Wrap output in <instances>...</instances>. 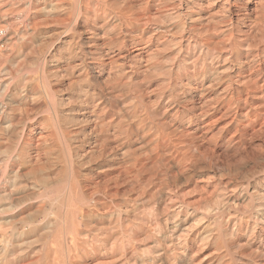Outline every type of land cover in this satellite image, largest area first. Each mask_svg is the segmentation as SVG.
I'll list each match as a JSON object with an SVG mask.
<instances>
[{
  "label": "bare ground",
  "instance_id": "obj_1",
  "mask_svg": "<svg viewBox=\"0 0 264 264\" xmlns=\"http://www.w3.org/2000/svg\"><path fill=\"white\" fill-rule=\"evenodd\" d=\"M73 1L74 15L66 21L67 0H0L9 11L0 8V26H6L0 41L16 48L7 61L14 64L33 49L32 66L41 68L42 83L32 92L46 101L41 97L42 104L28 109L50 105L57 115L54 127L51 116L42 119L45 133L15 128L13 113L21 109L5 92L11 77L0 73V96H6L0 101V140L12 131L15 137L0 142V169L9 171L0 178V219L15 218L26 201L29 209L36 207L28 218L14 220L24 229L13 223V234L0 247V264L24 261L22 246L39 234L45 258L76 250L73 258L80 262L83 253L77 249L87 244L109 257L107 264H135L143 249L144 264H194L192 253L203 244L220 249L210 264H264V249L252 253L250 248L244 259L245 253L232 251L246 237L242 245L252 247L254 234L264 233V0ZM40 14L64 23L52 34L58 41L52 50L66 40L71 47L69 67L77 88L72 96L79 108L73 105L70 115L49 87L50 75L65 67L53 64L63 58L61 52L38 44L45 33L36 21ZM79 119L101 134L88 138L81 151L67 145L73 135L65 128ZM57 129L67 142L61 157L53 149ZM150 162L160 168L152 179ZM202 167L216 172L203 178L197 173ZM151 184L159 186L152 187L153 196ZM213 184L221 188L222 201L211 194L192 201ZM58 191L65 207L59 203L57 214ZM94 216L100 227H93Z\"/></svg>",
  "mask_w": 264,
  "mask_h": 264
},
{
  "label": "rangeland",
  "instance_id": "obj_2",
  "mask_svg": "<svg viewBox=\"0 0 264 264\" xmlns=\"http://www.w3.org/2000/svg\"><path fill=\"white\" fill-rule=\"evenodd\" d=\"M68 1L69 0H67V7L64 9V16L63 17H65V18H67L66 19V21L67 20H69L70 18H72L73 17V15H72V12L70 11V10H72L70 7H71V3H74L75 1H73V0H70L69 2H71V3H68ZM69 4H71V5H69ZM69 5V6H68ZM0 8H2V11H1V13H6V12H9L8 11V9H6L3 5H0ZM31 12V11H30ZM71 12V13H70ZM26 13H27V11H25L24 12V14H22L23 15V19L26 17ZM17 14H19L17 11L14 13V16L15 17H19V15L17 16ZM25 15V16H24ZM39 17H41V18H39ZM45 15L44 14H40L39 16H37V22H40L41 23V28H43V27H45V29H44V31H45V33H44V38H43V36L41 37V39L38 41V42H40V43H38L39 45H43L42 47L44 48V49H46V50H44V51H49V50H52V48H54L56 45H57V43H58V41L56 40V38L55 37H53V32L55 33L56 31H57V29H59V27H60V29L62 28V26L64 25V23H60V24H62V26L60 25L59 26V22L58 21H56V22H58L57 24H56V22L54 21V18H53V20L51 19L52 17H50V19H46V18H48L47 16L45 17ZM44 18V19H43ZM23 19H18L17 20V23H16V27H22L23 26ZM66 21H64L65 23H66ZM56 26V27H55ZM57 28V29H56ZM47 30V31H46ZM55 30V31H54ZM71 31H69L68 33H70ZM7 34H8V29H7ZM6 35V26H0V38L1 37H3V36H5ZM51 37V38H50ZM44 39V42H43V39ZM48 39V40H47ZM45 40L47 41L46 42V44H45ZM43 42V44H42V42ZM67 42V43H66ZM0 73H1V76H3V77H11V80H12V82H11V84H10V87L8 88L9 90H7V91H5L6 93H7V95L10 97L11 95H14L13 97H15L14 99H15V103H14V105H16L15 107L17 108L18 106H19V108L21 109V110H19L18 108V110L21 112H19V111H16L17 109L15 108V111L16 112H14L13 114H15V115H13V117L15 118V119H13L12 120V124L14 125V127L15 128H17V127H19V129L20 128H22V127H24V128H28L29 126L30 127H35L36 128V130L39 132V131H42V133H45L43 130H45V129H43V127L47 124V122H45V121H43V120H46V118L47 117H45V116H48V117H52V125H53V127L56 125L55 123H57L56 122V119H57V117H56V119L54 118L55 116H57V115H55L56 113L54 112V107L51 109L50 108V105H48L47 107L44 105V107L45 108H41V109H38V110H36V111H34V110H32V111H30L28 108L29 107H34L35 105H40V104H42V103H44V102H42V101H44L46 98L43 96H41V95H39V93L38 94H33L34 92H32V91H35L37 88H38V86H40L41 85V83H42V76H41V68H40V66L39 65H34L33 64V66H32V63H33V59H32V57H33V55H32V53H31V51L33 52L34 50L33 49H31V51L30 50H28V52L26 51V52H24L23 53V55L22 56H18L19 58H17V60L14 62V64H10V62H8L7 61V56L9 55V54H11V53H15L16 52V48H15V46L13 45V43H11V44H5L3 41H0ZM55 44V45H54ZM37 45V44H36ZM35 45V46H36ZM59 46H61L60 48H55L54 50H52V52L54 51V52H61V55L60 56H62L63 55V58H61V59H55V60H53V64L54 65H56L57 63L59 64V66H61L62 68H63V66L65 67V68H63L62 70L63 71H61L62 73H60V75H58V76H52V75H50V78L48 79L49 80V82H50V86L49 87H51V89L53 88V90L55 91V93H56V95L57 96H59V97H61V99H63L62 100V103H63V105H65V106H63L62 105V109H64L65 111H66V113H68V115H70L71 113H74V112H70L69 111V109H71V108H73L72 106L74 105V109H76L78 106H76L78 103V101H76V100H74V97L72 96V94H73V92H75L76 91V89L77 88H73L74 86V83L72 82V80L74 81V78H72L71 77V69H70V67H69V65H70V53L69 52H71V47L69 48V46H68V41L66 40L65 41V43H63L62 45H60V43H59ZM47 49H49V50H47ZM60 49V50H59ZM8 50V51H7ZM36 51V50H35ZM34 51V52H35ZM33 52V53H34ZM31 54V55H30ZM26 56V57H25ZM28 56H29V58H28ZM28 58V59H27ZM31 58V59H30ZM27 59V60H26ZM29 61V62H28ZM32 61V62H31ZM57 61V62H56ZM60 63H59V62ZM19 62V63H18ZM55 62V63H54ZM28 63V64H27ZM30 63V64H29ZM20 65H22V66H20ZM20 67H21V70L18 72L17 70L18 69H20ZM35 67V68H34ZM37 67V68H36ZM17 70H16V69ZM67 68H68V70H67ZM40 69V70H39ZM15 70L17 71V72H15ZM12 71V72H11ZM38 73V74H37ZM40 74V75H39ZM26 76H27V79H26ZM15 80V81H14ZM18 80H19V82H21V80H22V82H21V89L20 90H18V92H17V89L15 90L14 89V87H16V83H18ZM24 80H25V82H24ZM26 80H27V84H26ZM17 81V82H16ZM31 81V82H30ZM13 82H15V84L13 83ZM29 82V83H28ZM13 84V85H12ZM23 84V85H22ZM76 85H78V84H76ZM75 85V87H77ZM24 86V87H23ZM27 86V87H26ZM24 88V89H23ZM14 89V90H13ZM73 89H75L74 91H73ZM10 90H12L11 92H10ZM27 92H30V93H28L27 94ZM4 93V92H3ZM8 93H10V94H8ZM16 93V94H15ZM26 94V95H25ZM35 95V96H34ZM4 95H1L0 96V101L2 102V100H3V98H5L6 96H4ZM38 96H39V98H38ZM72 98H71V97ZM33 97V98H32ZM41 97H42V99H41ZM16 98H18V99H16ZM25 98H26V100H25ZM68 98V99H67ZM22 99H24V102L22 101ZM41 99V102L39 101ZM71 99H73L72 100V102H70L71 101ZM27 100H28V102H27ZM19 101V102H18ZM46 101V100H45ZM64 101H66V102H64ZM76 101V102H75ZM22 102L23 103H25V104H23V106H22ZM35 102V103H34ZM38 102V103H37ZM17 103H18V106H17ZM68 103V104H67ZM19 104H21V107L22 108H24V109H22L21 107H20V105ZM76 104V105H75ZM27 106V110H29V111H23V110H25V106ZM52 106V105H51ZM49 107V108H48ZM65 107V108H64ZM69 107V108H68ZM30 108V109H31ZM47 108V109H46ZM79 108V107H78ZM50 109V110H49ZM47 110H49V111H47ZM47 111V112H46ZM72 111V110H71ZM75 111H77V109L75 110ZM82 111V112H81ZM80 112H78L80 115H82V113H83V110H81ZM50 112V113H49ZM44 113V114H43ZM76 113V112H75ZM51 114V115H50ZM55 115V116H54ZM17 116V117H16ZM44 118V119H43ZM43 119V120H42ZM53 119H55V120H53ZM80 119H82V118H80ZM79 119V121H73V122H70V124L68 123V125H66L65 126V128L67 129V130H72L71 131V134L73 135V137L71 138V139H73L74 141H71V139L70 140H67L68 141V144H67V142H66V140H65V142H64V139H63V137H62V135H61V133H60V131L62 132V130L60 129V130H58V133H57V131H56V133H57V135H55V137H59V138H57V139H55L54 138V141L55 140H57V142H54L53 143V149H54V151H55V156L57 157V154H58V157H61L62 156V153L61 152H63V151H65L64 149H66L67 148V146H66V144L68 145V146H70L71 144H73V145H71L70 147L71 148H73V146L75 145H79V147H77V148H79V150L81 151V150H83V149H86L87 147H88V138H95V137H99L101 134H98L97 136H96V134L95 133H91V131H89L90 129H88V125L89 124H87V122H86V124H85V120L83 119V122L81 121ZM49 121H51V119L49 120ZM48 121V122H49ZM16 122V123H15ZM45 122V123H44ZM55 122V123H54ZM75 122V123H74ZM76 122H77V124H76ZM79 123H80V125H79ZM82 123V124H81ZM84 123V124H83ZM45 124V125H44ZM55 124V125H54ZM15 125H17V126H15ZM86 125V126H85ZM43 126V127H42ZM41 127V128H40ZM82 128V129H81ZM41 129V130H40ZM85 129V130H84ZM87 129V130H86ZM83 130V131H82ZM14 131H12L10 134L12 135H10V134H8V135H10V136H7V135H5V136H3V140H0V142L1 143H4V142H13V141H11V140H13L14 138H13V136H14V133H13ZM74 132V133H73ZM13 133V134H12ZM55 133V134H56ZM89 134V136L88 135H86V134ZM75 134V135H74ZM84 134L86 135V138H84ZM60 135V136H59ZM90 135H91V137H90ZM8 138H7V137ZM77 138H76V137ZM94 136V137H93ZM5 137V138H4ZM75 138H76V140H75ZM80 138V139H79ZM100 138V137H99ZM1 139V138H0ZM78 139V140H77ZM83 139V140H82ZM85 143V144H84ZM65 144V145H64ZM70 144V145H69ZM54 145H55V147H54ZM64 146V147H63ZM66 146V147H65ZM74 146V147H75ZM62 147H63V150H61L62 149ZM31 148V147H30ZM28 150H30V152H33L32 150L33 149H28ZM0 156H2V154H0ZM151 164H150V167H149V169L150 170H152L154 173H151V171H149L148 172V174L150 175L149 177H151V179H152V177L155 175H157V172H158V170H160V168H159V165L157 166V164H153L152 162H150ZM90 165L91 164H88V165H85L84 167V169L85 170H87L88 171V169H89V167H90ZM154 165V166H153ZM204 166L206 165V164H203ZM202 165V166H203ZM23 166H25V165H23ZM23 166H22V168H23ZM154 168H153V167ZM59 170V169H58ZM57 170V171H58ZM215 169H212V168H208V167H206V168H198L197 169V173H199V176H202L203 178H205V175H206V177L208 176H212V175H214V173L216 172V171H214ZM198 171H200V172H198ZM214 171V172H213ZM5 172V173H4ZM160 172V171H159ZM6 174L8 175L9 174V171H5V166L4 165H2V167H1V169H0V178L3 176L4 177V175L6 176ZM94 174V173H93ZM209 174H211V175H209ZM62 175V173H60V170H59V172L57 173V176L59 177V176H61ZM154 176V177H155ZM199 179H201V177L199 178ZM149 181H151L150 180V178H149ZM152 186H151V188L153 187V188H155L156 187V189L155 190H158L159 188V186H154L153 184H151ZM218 185V184H217ZM217 185L216 184H213V185H211V186H209V188H208V191L207 192H204V194L202 195L201 194V196L199 195V193H197V195H195V197L196 198H194L193 197V195H192V197H190V198H194V199H192V201L193 200H195V199H197V197L199 196V197H201V198H203L204 197V195L205 196H210V194H211V196H215L214 198H216V199H218V200H220V201H222L221 199H222V197L221 196H219L218 194H220V192L219 191H221V190H219V189H221V188H218L219 187V185H218V187H217ZM152 188V190H151V195L153 196L154 194L153 193H156L155 192V190ZM158 188V189H157ZM141 190V189H140ZM211 190V191H210ZM59 191H60V189H59ZM58 191V193H57V199L54 201V205L56 206H54L53 205V211H55L56 212V210H57V214H58V212L60 213V210H59V208H57V206H58V204L59 203H61V205L59 204V206L61 207L60 209L62 210V209H64L63 207H65L64 205L65 204H63V197H62V194L59 196V194L61 193V192H59ZM203 196V197H202ZM159 196H156V199L158 198ZM198 197V198H199ZM201 198H199V199H197L196 201H198V200H200L201 201ZM61 200L60 202H59V200ZM159 199V198H158ZM28 202V203H27ZM29 202L30 201H26V203L24 202V203H22L21 205H20V207L22 208L19 212H17L18 214H15V218H13L12 220H11V218H3V219H0V247H2L3 246V244L5 243V240H6V238L7 239H10V238H8L9 236L11 237V235L13 234V230H14V228L15 227H17L18 229H20V230H23L24 229V227H23V224L22 223H18V222H15V221H19L20 219H23V218H28V216H29V214L31 213V211H33V209L35 210V208L36 207H34L33 209H29L30 208V206H29ZM31 203V202H30ZM136 205L139 207V206H142L143 205V203H142V205H141V202H139V201H137L136 202ZM58 206V207H59ZM132 206H135V202H133V205ZM59 210V211H58ZM54 212V213H55ZM52 214V216L53 217H57L58 215L57 214ZM95 218H93V220H91V221H93L92 222V224L94 223H96L95 225L98 227H100V225H101V223H100V219H99V217L97 218V216H94ZM97 218V219H96ZM16 219V220H15ZM19 219V220H18ZM15 220V221H14ZM96 222H95V221ZM86 221H88V220H86L85 218L83 219V223L84 222H86ZM13 223L15 224V227H14V225H13ZM82 223V224H83ZM105 223V222H104ZM93 224V227H96L95 225ZM86 225V224H85ZM85 225H82L84 228H86L85 227ZM88 227V226H87ZM96 227V228H97ZM257 234V235H256ZM258 234H259V232H257V233H255L254 234V239L255 240H253V246L251 247V246H247L248 244H244V245H242L243 243H246V240L248 239V237H246L247 239L246 240H244V242L243 243H239L238 244V242H237V244H235V246H233V249H232V251L234 250L235 252H237L238 254L239 253H245L244 255L245 256H242L243 257V259L244 258H248L249 257V253H250V251L249 250H251V249H253V247H254V249L253 250H251V252L253 251V252H257V250L260 252L261 251V249H264V233H260L259 235L260 236H258ZM250 235V234H249ZM38 235H36V237L34 238V239H32V240H35L37 243H39V244H35L36 242L34 241H32L33 243H31V244H26V245H28V247L25 245V247H23L22 246V253H23V255H25V254H27L26 256H27V258L26 259H24V261H22L21 263H19V264H32L33 262H32V260L33 259H35V257H39V256H43L39 261L40 262H38V264H107L108 262H109V257H106V256H104V255H100V254H102V252L100 253V251H94V253H93V250L91 249V248H89V246H88V248H87V244L85 243V240H82V239H85L84 238V236H83V238H82V236L80 237L81 239V243L82 244H80V241H79V244H80V246H84V244L83 243H85L86 245L84 246V247H82V248H84V250L82 249V251H81V249L79 250V249H77V253H78V255H80L81 253H83V255L81 254L80 256H82V259L80 260V262L78 263V262H76V260L73 258V256L74 255H77L76 254V250L74 251V250H72V251H74L73 252V255H72V253L71 252H69V254L71 255H69V254H67V257H61V256H59V255H61L59 252H55V253H52V257L50 258V256L49 257H47V258H45L46 256H45V254H46V250H43V248H42V246H40L41 245V243H40V241H38V239H40V234H39V236L37 237ZM6 237V238H5ZM37 239V240H36ZM86 240H87V238H86ZM35 244V245H34ZM31 245V246H30ZM203 244H199L198 246L199 247H195V250H194V252L192 253V261H191V263L193 262L194 264H210L211 263V261L213 262H215L216 263V261H217V259H218V256L220 255V249H217L218 251H216V247L214 248V246H211V249L209 248V246H205L204 248H203V246H202ZM236 245H238L237 247H236ZM202 246V247H201ZM213 247V248H212ZM243 249H242V248ZM247 248L246 250H245V248ZM202 248V249H201ZM241 248V249H240ZM249 248V249H248ZM251 248V249H250ZM259 248H261V249H259ZM26 249V250H25ZM90 249V250H89ZM239 249L241 250V251H239ZM18 250V249H17ZM21 249H19L18 251H16V253H21V251H20ZM79 250V251H78ZM86 250V251H85ZM92 250V251H91ZM237 250V251H236ZM248 250V251H247ZM256 250V251H255ZM71 251V250H70ZM88 251V252H87ZM142 250H139L138 251V254H137V257L139 256V258L137 259V261L135 262V264H144L143 263V258L141 259V256H143L142 254H143V251H145L144 253H146V250H144L143 249V251L141 252ZM200 251V252H199ZM86 254H85V253ZM90 252V253H89ZM92 252V253H91ZM252 252V253H253ZM15 253V254H16ZM21 253V254H22ZM45 253V254H44ZM142 253V254H141ZM247 253V254H246ZM39 254V255H38ZM16 255H19V254H16ZM86 255H88V256H86ZM98 255H99V257H98ZM195 255V256H194ZM71 257V259H70V257ZM103 257V258H102ZM106 257V258H105ZM136 257V256H135ZM136 257V258H137ZM193 257H194V259H193ZM73 258V259H72ZM105 258V259H104ZM70 259V260H69ZM106 259H107V262H106ZM52 261V262H49V261ZM72 260H75V262L73 261L72 262ZM85 261V262H84ZM104 261H105V263H104ZM213 262V263H214ZM110 263V262H109ZM13 264H16V263H13ZM145 264H147V263H145Z\"/></svg>",
  "mask_w": 264,
  "mask_h": 264
}]
</instances>
